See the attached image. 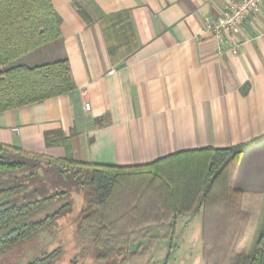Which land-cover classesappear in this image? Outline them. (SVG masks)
<instances>
[{"label": "crops", "instance_id": "crops-1", "mask_svg": "<svg viewBox=\"0 0 264 264\" xmlns=\"http://www.w3.org/2000/svg\"><path fill=\"white\" fill-rule=\"evenodd\" d=\"M51 1L61 43L22 62L65 57L74 87L0 112V144L125 167L247 143L233 188L264 203V2L237 25L233 55L208 30L225 0ZM197 215L202 244L201 212L178 216L175 237Z\"/></svg>", "mask_w": 264, "mask_h": 264}, {"label": "trees", "instance_id": "trees-1", "mask_svg": "<svg viewBox=\"0 0 264 264\" xmlns=\"http://www.w3.org/2000/svg\"><path fill=\"white\" fill-rule=\"evenodd\" d=\"M60 23L51 0H0V112L73 89L67 58L22 62L61 43ZM247 145L178 152L121 167L0 144V256L55 223L72 206V192L79 191L83 204L76 229L93 240L99 264H148L160 239L173 242L177 217L197 212L204 264H264V220L252 241L263 200L245 199L232 184ZM59 253L56 248L22 264H56Z\"/></svg>", "mask_w": 264, "mask_h": 264}, {"label": "rangeland", "instance_id": "rangeland-1", "mask_svg": "<svg viewBox=\"0 0 264 264\" xmlns=\"http://www.w3.org/2000/svg\"><path fill=\"white\" fill-rule=\"evenodd\" d=\"M73 206L68 209V215L57 220V224L47 226L42 232L32 239L23 242L6 254L0 256V264H22L32 255H39L55 248L60 249L56 264H68L77 254L84 255L85 260L81 264H98L94 260V247L82 238L75 229L76 216L83 204L82 193L73 191ZM61 201L53 205L48 213L60 206ZM182 219H180L181 222ZM264 220V203L260 210L259 222L255 227L252 241H256L260 235ZM201 222L200 216L194 217L187 228L179 224L178 234L170 245L168 240L160 239L152 253L148 264H204L201 256ZM255 244V242H254ZM253 244V245H254ZM171 246V247H170Z\"/></svg>", "mask_w": 264, "mask_h": 264}, {"label": "built area", "instance_id": "built-area-1", "mask_svg": "<svg viewBox=\"0 0 264 264\" xmlns=\"http://www.w3.org/2000/svg\"><path fill=\"white\" fill-rule=\"evenodd\" d=\"M264 0H225L224 10L221 16L214 21L209 22L210 30L218 44L228 46V50L236 55L239 52V46L235 43L237 25L242 23L248 16L259 14L261 4ZM113 71H109L112 73ZM86 95V90L82 91ZM86 110L90 109V103L85 102Z\"/></svg>", "mask_w": 264, "mask_h": 264}, {"label": "flooded vegetation", "instance_id": "flooded-vegetation-1", "mask_svg": "<svg viewBox=\"0 0 264 264\" xmlns=\"http://www.w3.org/2000/svg\"><path fill=\"white\" fill-rule=\"evenodd\" d=\"M72 199H73V197H72ZM73 204H74V199H73L72 206H73ZM72 206H71V207H72ZM71 207H70V208H71ZM70 208H69V209H70ZM81 208H82V206H81ZM51 211H52V210H51ZM69 212H71V211H66L61 217L64 218L65 215H68V214H69ZM80 212H81V209H80ZM80 212H79V213L77 214V216H76V221H75V222H76V225H77L78 219H79V217H80ZM61 217H60V218H61ZM60 218H58V219H60ZM58 219H56L55 223H53V224H51V225H55V224H57L56 222H57ZM49 226H50V225H49ZM42 231H43V230H42ZM42 231H41V232H42ZM35 236H36V235H35ZM33 237H34V236H33ZM33 237H31L30 239H32ZM30 239H28V240H30ZM28 240H26V241H28ZM21 244H22V243H21ZM157 244H158V243H157ZM19 245H20V244H19ZM170 245L172 246L173 243H170ZM171 246H170V247H171ZM16 247H17V246H16ZM133 248H134V245H131V249H133ZM155 248H156V247H155ZM55 249H56V248H55ZM53 250H54V249H53ZM59 250H60V249H59ZM154 250H155V249H153V251H154ZM51 251H52V250H51ZM51 251H45V252H51ZM153 251H152V253H153ZM45 252H42V253H45ZM42 253H41V254H42ZM93 254H95V247H94V253H93ZM39 255H40V254H39ZM34 256H37V255H34ZM34 256L32 255V256L29 257L27 260H29L30 258H32V257H34ZM151 256H152V254H151ZM74 259L77 260V263H78V264H81V263L84 262V260H85V256H84V255L77 254V255L75 256ZM80 259H81V260H80ZM27 260H26V261H27ZM24 262H25V261H24ZM24 262H23V263H24ZM79 262H81V263H79ZM98 264H99V263H98ZM105 264H108V263H105ZM109 264H110V263H109Z\"/></svg>", "mask_w": 264, "mask_h": 264}]
</instances>
